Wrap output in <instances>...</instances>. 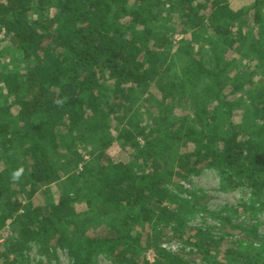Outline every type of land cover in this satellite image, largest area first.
<instances>
[{"label":"trees","instance_id":"trees-1","mask_svg":"<svg viewBox=\"0 0 264 264\" xmlns=\"http://www.w3.org/2000/svg\"><path fill=\"white\" fill-rule=\"evenodd\" d=\"M1 32L15 56L0 67V264H21L30 242L71 264H264V240L188 225L168 187L211 168L264 196V0H0ZM153 83L141 106L155 113L140 119ZM113 139L127 160L107 156ZM64 176L54 202L33 204ZM149 227L152 263L134 250ZM169 235L190 250L160 247Z\"/></svg>","mask_w":264,"mask_h":264},{"label":"rangeland","instance_id":"rangeland-1","mask_svg":"<svg viewBox=\"0 0 264 264\" xmlns=\"http://www.w3.org/2000/svg\"><path fill=\"white\" fill-rule=\"evenodd\" d=\"M228 1L234 9L247 7L253 2V0ZM181 37L182 36L179 34L175 35V41L173 39L172 44L173 48L176 46V41ZM13 46L15 45L11 43L10 38L1 32L0 50L3 51L4 56L0 60V67L7 65L12 55L15 56ZM239 61L240 58H237L236 63L238 64ZM149 93L155 95L156 87L154 83L134 105L133 110H138L140 119H147L155 113V111L148 106V103H144V107L141 106L142 100L146 98ZM3 99L4 97L1 98V101ZM234 105L233 118L235 121H238L243 110L237 106V102H235ZM177 112L179 113L180 111L177 110ZM100 120V115L89 119L92 123ZM117 134L118 132L115 130L113 136L116 137ZM78 150L82 154L85 153V149L80 144H78ZM107 156L113 161L127 160L129 158L126 148L121 147L116 139L112 140L108 148ZM90 158L89 155H84V161H88ZM83 165L84 162L70 173L80 172ZM64 178L65 176L49 185L38 188L32 200L33 204L45 205L54 202L62 191L60 183ZM168 187L182 198L184 204L191 207L186 217L188 225L205 229L209 231L212 236L224 239L228 245L237 241L241 245H246L250 242L254 244L264 240V196L259 200L244 183L233 181L231 185L214 169L207 168L198 175H187L184 179L175 175L171 183H168ZM93 194L94 192L89 195ZM76 206V210H79L80 206ZM150 229L149 227L139 232L141 233V237L138 239V245L134 250L140 251L139 253L142 258L152 263L155 257L152 245L155 244H147L146 242ZM148 239L153 240L152 237ZM0 242H2V238H0ZM157 244L170 252L176 251L181 253L182 251L188 252L190 250L189 247L182 246L175 242L170 235L161 237L160 240L157 241ZM140 246H142L143 249H139ZM193 255L194 254L191 253L188 256L190 264H205L201 259L195 258ZM17 257L21 264H71V259L64 250L57 248L51 251L49 248L47 251H41V247H39L36 242H30ZM138 258L141 262V258ZM94 264H113V262L111 258L106 255H98L95 258Z\"/></svg>","mask_w":264,"mask_h":264},{"label":"clouds","instance_id":"clouds-1","mask_svg":"<svg viewBox=\"0 0 264 264\" xmlns=\"http://www.w3.org/2000/svg\"><path fill=\"white\" fill-rule=\"evenodd\" d=\"M56 103L57 104H62L63 101H59L58 100V101H56ZM22 174H23V168H20V169L14 171L13 174H12V180L13 181H18L21 178Z\"/></svg>","mask_w":264,"mask_h":264}]
</instances>
